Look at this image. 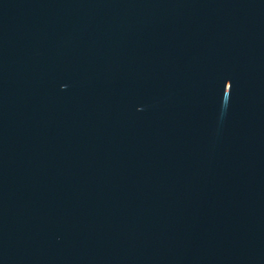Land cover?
Instances as JSON below:
<instances>
[{
	"label": "water",
	"instance_id": "water-1",
	"mask_svg": "<svg viewBox=\"0 0 264 264\" xmlns=\"http://www.w3.org/2000/svg\"><path fill=\"white\" fill-rule=\"evenodd\" d=\"M0 264H264V0H0Z\"/></svg>",
	"mask_w": 264,
	"mask_h": 264
}]
</instances>
